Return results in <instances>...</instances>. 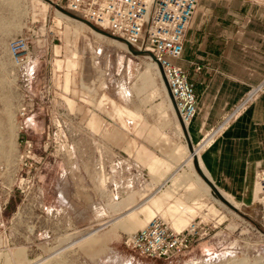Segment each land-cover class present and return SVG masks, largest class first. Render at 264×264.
<instances>
[{
	"label": "rangeland",
	"instance_id": "374dc122",
	"mask_svg": "<svg viewBox=\"0 0 264 264\" xmlns=\"http://www.w3.org/2000/svg\"><path fill=\"white\" fill-rule=\"evenodd\" d=\"M61 8L0 0V264H264V226L240 212L221 244L172 258L125 245L151 218L133 164L139 182L181 123L157 63Z\"/></svg>",
	"mask_w": 264,
	"mask_h": 264
},
{
	"label": "crops",
	"instance_id": "0c3cea01",
	"mask_svg": "<svg viewBox=\"0 0 264 264\" xmlns=\"http://www.w3.org/2000/svg\"><path fill=\"white\" fill-rule=\"evenodd\" d=\"M197 2L175 59L195 83L196 113L164 150H153L143 179L137 182L135 163L132 173L143 191L135 209L146 208L147 217L181 228L205 213L216 225L193 245L200 249L223 243L218 232L243 226L237 213L259 218L254 180L264 168V0Z\"/></svg>",
	"mask_w": 264,
	"mask_h": 264
},
{
	"label": "built area",
	"instance_id": "2783aa9c",
	"mask_svg": "<svg viewBox=\"0 0 264 264\" xmlns=\"http://www.w3.org/2000/svg\"><path fill=\"white\" fill-rule=\"evenodd\" d=\"M49 1L125 38L133 47L150 50L162 66L181 122L184 124L193 118L197 110L195 83L189 71L175 59L182 55L186 29L198 0ZM8 50L18 64L27 63L30 56L27 37H14ZM196 68L200 66L196 65ZM26 74L30 79V71ZM245 100L246 98L243 102ZM19 109L22 116L30 111L25 105H21ZM254 186L259 206V222L264 226V168L257 169ZM204 214L190 219L181 228H175L161 216L154 215L145 226L126 237L125 245L142 255L157 258H172L185 253L198 241L210 236L212 228L216 226L208 222Z\"/></svg>",
	"mask_w": 264,
	"mask_h": 264
},
{
	"label": "water",
	"instance_id": "95a60500",
	"mask_svg": "<svg viewBox=\"0 0 264 264\" xmlns=\"http://www.w3.org/2000/svg\"><path fill=\"white\" fill-rule=\"evenodd\" d=\"M48 2H49L50 4H51V3L54 4V6H56V7H59V5H57L56 3H53L52 1H49V0H48ZM61 10H62L65 14H66V13H67V14H70V15H72L73 17H76L77 19L86 22V23H87L88 25H90L94 30H97V31H99V32H101V33H104V34H107V35H111V36H113V37H115V38H117V39H119V40L125 42L126 47H127L128 50L131 51L133 54H137V55H139V54H147V55L152 59V61H153V60L156 61L157 65H158V68H159V71H160V74L163 76L164 84H165V88L167 89L168 95L170 96L171 103H173V106H174V109H175V111H176L177 117L179 118V120H180V122H181V119H180V117L178 116V113H177V108H176V104L174 103L173 96H172L171 91H170V89H169V87H168V85H167V82H166V79H165V75H163L162 66H161V64L159 63V61L156 60L155 56L152 54V52H151L150 50L140 49V48H136V47L131 46L130 43H129L125 38L123 39V38H121V37H119V36H117V35L111 33L110 31L108 32V31H106V30L100 28V27L97 26L96 24L94 25L92 22L86 20L85 18H83V17H81V16H78L77 14L73 13L72 11H70V10L67 9V8H65V9H64V8H61ZM181 124H182V122H181ZM188 146H189L190 150L193 151V146H191V144H188Z\"/></svg>",
	"mask_w": 264,
	"mask_h": 264
},
{
	"label": "bare ground",
	"instance_id": "6f19581e",
	"mask_svg": "<svg viewBox=\"0 0 264 264\" xmlns=\"http://www.w3.org/2000/svg\"><path fill=\"white\" fill-rule=\"evenodd\" d=\"M62 13V12H61ZM63 15H65V14H63ZM154 61V60H153ZM155 62V61H154ZM156 63V62H155Z\"/></svg>",
	"mask_w": 264,
	"mask_h": 264
}]
</instances>
